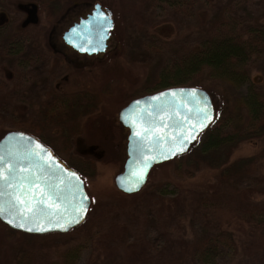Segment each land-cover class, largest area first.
I'll list each match as a JSON object with an SVG mask.
<instances>
[{"label": "rangeland", "instance_id": "1", "mask_svg": "<svg viewBox=\"0 0 264 264\" xmlns=\"http://www.w3.org/2000/svg\"><path fill=\"white\" fill-rule=\"evenodd\" d=\"M27 1L1 0L0 25H6L11 32L14 28L19 29L27 15L22 11L27 10ZM63 1L66 4L76 1L78 5L64 11L57 21L41 13L39 22L36 21L38 24L29 27L34 39L28 53L31 58L44 57V62L37 61L36 67L20 73L30 74L41 83L47 73L63 71L66 66L65 73L62 72L69 74L65 92L88 89L103 93L99 109L75 125L69 123L71 117L65 108H54L48 115L49 125L54 126L49 133L52 138L73 132L70 141L74 152L97 161L95 175L83 179L90 198L87 214L88 217L90 212V217H86V223L78 233L61 241L69 244L61 250L71 248L68 262L114 264L131 262L143 255L155 261L161 255L195 245L215 233L243 239L250 227L242 212L253 208L258 210L259 216L264 215V162L255 168L238 170L235 167L223 174L222 170L219 173L220 168L211 170L202 157L196 156L189 166L190 177L176 179L165 168L153 170L135 195H125L114 185V177L122 171L126 159L125 128L122 138L114 141V132L121 125L118 112L131 100L157 92V79L166 65L194 49L198 40L222 19L224 11L231 10V3L236 1L171 0L177 7L166 0ZM94 4L111 11L114 29L106 52L97 59L79 58L84 65L76 67L65 60H70L72 53L65 50L61 37L74 22L89 14ZM239 13L247 22L264 26V0L243 3ZM52 40L64 55L54 50ZM0 65L6 66L7 70L2 72L0 69V81L9 84L8 95L0 104L1 136L5 131L30 124L32 110L29 103L38 102L49 87L48 83L44 87L33 86L31 81L22 85V78L16 79L15 75L8 83L6 75L11 76V63L0 58ZM249 73L251 82L264 91V57L251 66ZM211 83L203 79L204 90L208 89L215 101L220 100V105L227 106L220 119L230 121L228 108L242 97L245 88ZM107 91L112 94H104ZM64 120H67L66 127H59ZM234 122L241 124L242 118ZM257 151L256 144H243L231 151L228 162L234 165L237 159L253 157ZM192 159L193 156L189 160ZM2 225L0 222V264H12L6 243L13 236ZM84 233L87 234L82 235ZM220 264L260 263L238 252L236 257L222 260Z\"/></svg>", "mask_w": 264, "mask_h": 264}, {"label": "trees", "instance_id": "2", "mask_svg": "<svg viewBox=\"0 0 264 264\" xmlns=\"http://www.w3.org/2000/svg\"><path fill=\"white\" fill-rule=\"evenodd\" d=\"M235 1L234 4L231 3V10L224 11L222 19L198 40L194 49L166 65V68L159 74L156 88L157 91L176 86H195L204 89L203 79H206L215 86L244 87L245 93L238 101L234 100L231 108H228L232 119L222 122L221 112L227 106L225 107L224 103L220 105V100L215 101L212 93L205 89L214 106L213 123L201 134L186 154L154 166L149 174L153 170L165 168L176 179L190 177L189 166L192 164L191 161H195L196 156L202 157L211 170L220 168L218 171L220 173L222 170L223 174L235 167L238 170L249 169L250 166L255 168L259 163L264 162V91L262 87L251 82L249 73L251 66L264 57V26L247 22L242 19L241 12L239 13L240 5L254 0ZM27 3L25 8L28 11L22 9L27 15L19 29L14 28L11 32L6 25H0V58L11 63V77L16 75V72L22 76L24 73L20 72L28 69L30 56L28 50L34 39L30 36L29 27L38 24L36 21L39 22L40 14H45L48 19L57 21L64 11L78 5L76 1L66 4L63 0H28ZM170 3L173 7H177L175 1ZM36 58L43 59L44 57L37 56ZM5 67L0 65L2 72L7 71ZM68 70L71 71V68L68 67ZM11 77L6 75L8 83L13 81ZM8 86L9 84L0 81V104L8 95ZM104 94L111 95L112 92L107 91ZM102 97L103 93L99 94L97 90L69 91L64 92L63 95L48 94L45 102L29 104V109L32 110L30 124L14 130L26 132L37 138L82 179L91 178L95 175L97 161L74 152L70 141L74 136L73 132L52 138L49 133L51 127L54 126L49 125L48 115L57 103L53 101L61 100L60 109L65 108L64 111L71 117L69 123L75 125L80 119L93 115L99 109ZM239 117L242 118L241 124L234 122ZM66 122L67 120L61 121L58 124L59 127L65 126ZM123 130V127L118 125V130L114 132L115 142L122 138ZM9 131L12 130L3 131L0 138ZM250 143L258 146L256 155L239 158L234 161V165L229 164L228 157L231 151ZM191 156L193 159L189 160ZM202 206L203 204L199 209ZM257 211V209L249 208L242 212L250 231L241 240L235 239L232 234L215 233L195 245L191 244L177 252L161 255L155 261L143 255L131 262L124 261L114 264H220L222 260L236 257L238 252L243 253L252 261L264 264V215L259 216ZM88 217H90V212ZM85 223L86 221L66 234L46 235L24 234L2 225L13 236L6 243L11 254L9 262L12 264H70L68 260L71 257V248L61 250L68 247V243L62 244L61 241L67 236L78 233ZM85 234L87 233L82 235ZM77 251L79 252V249Z\"/></svg>", "mask_w": 264, "mask_h": 264}, {"label": "water", "instance_id": "3", "mask_svg": "<svg viewBox=\"0 0 264 264\" xmlns=\"http://www.w3.org/2000/svg\"><path fill=\"white\" fill-rule=\"evenodd\" d=\"M113 29L111 11L95 4L89 15L63 33V41L79 54H103ZM214 115L210 95L195 86L170 87L131 100L118 112V122L128 135L126 159L122 171L114 177L116 189L126 195L138 193L151 169L186 154L213 123ZM0 156L4 157L5 170L15 168L16 178L10 187L9 173L5 171V181L0 182L3 225L29 235L66 234L86 220L90 198L83 179L38 139L19 130L6 132L0 138ZM37 176L39 181L35 180ZM20 182L23 189L15 186ZM21 191L28 193L21 199L31 198L34 214H20L22 205L12 194ZM42 198L43 202L37 205ZM84 207L87 210L81 211ZM21 223L24 228L15 226ZM37 228L44 231H36Z\"/></svg>", "mask_w": 264, "mask_h": 264}, {"label": "flooded vegetation", "instance_id": "4", "mask_svg": "<svg viewBox=\"0 0 264 264\" xmlns=\"http://www.w3.org/2000/svg\"><path fill=\"white\" fill-rule=\"evenodd\" d=\"M90 13H91V11H90ZM89 13V14H90ZM89 14H86L84 17H81V18H79L78 19V21L80 20V19H83V18H85L87 15H89ZM74 23H76V22H74ZM73 23V24H74ZM72 24V25H73ZM65 32V31H64ZM63 32V33H64ZM61 39H62V43H63V46H64V48H65V50L67 51V52H71L72 53V57L70 58V60H68L67 58H65V60L66 61H70V62H68V63H70V64H72V65H74V66H76V67H81V66H83L84 65V63H83V60L82 59H79V58H99L100 57V55H102V54H98V55H91V56H88V55H85V54H79L78 52H76V51H74L72 48H70L69 46H67L66 44H65V42L63 41V34H62V37H61ZM51 43H53V48H54V50H56V51H59L58 53H60L61 52V54H63V52L58 48V49H56L57 47H55V41L54 40H52L51 41ZM108 47V46H107ZM65 54H67V53H65ZM47 55H52V54H47ZM64 55V54H63ZM37 56H34L33 58H31V57H29L28 58V61H29V65H28V69L30 70V69H32V67H36V65L38 64V63H35V62H37V61H41L42 60V62H44L43 60L44 59H37L36 58ZM51 58H53L52 56H51ZM86 60V59H85ZM93 63V62H92ZM66 67V66H65ZM64 67V68H65ZM63 68V71H61V70H53V72L52 73H47L46 74V76L44 77L45 79L44 80H42L41 81V83H40V81H39V79L38 78H34L32 75H30V74H28V75H23V76H20L19 74L18 75H15V77H16V79L17 78H22V82L20 81V83H22V85L23 84H25L26 82L28 83V81H31L32 83H33V86H40V87H44L45 86V83H48V85H47V87H49L48 88V90H46V92L45 93H43L42 94V96H41V98L40 99H38V102L37 101H32V102H30L29 104H39V103H42V102H45V99H46V96H48V94H53V93H58L59 95H63L64 94V92H65V89H66V87L65 86H67L66 85V82L68 81V76H69V74H62V72L63 73H65V69ZM84 67H82V69H83ZM68 70V69H67ZM70 72V71H69ZM72 73V72H71ZM62 75V76H61ZM10 76V75H9ZM11 77V76H10ZM88 90V89H87ZM77 91H83V90H74V92H77ZM48 98V97H47ZM53 102H57V103H55L54 104V108H58V107H60V105H62L61 103H62V101L61 100H57V101H53ZM126 130V129H125ZM124 130V131H125ZM126 132H127V135H128V130H126ZM126 135V136H127Z\"/></svg>", "mask_w": 264, "mask_h": 264}, {"label": "snow or ice", "instance_id": "5", "mask_svg": "<svg viewBox=\"0 0 264 264\" xmlns=\"http://www.w3.org/2000/svg\"><path fill=\"white\" fill-rule=\"evenodd\" d=\"M37 147L40 148L41 151H43L42 146H40V145L38 144ZM180 150L183 151V148H181ZM37 155H39V153H37ZM50 158H51V157H49V159H50ZM4 163H5V161H4V157H3V156H0V182L5 181V171H7V172L9 173V178H8V180H7V183H8V185L11 187V186H13V183H12V182L16 179L15 176L13 175V173L15 172V168H9V169L5 170V168H4ZM145 167H148V164H145ZM72 175L75 176V173H73ZM39 179H40L39 176H37V177L35 178L36 181H39ZM30 183H35V181L30 182ZM15 186H16V187H19V188H21V189H23V184H22V182L16 184ZM12 195L14 196L16 202H17L18 204L22 205V208H21V210H20V214H21V215L29 214V213H32V214L35 213V211H36L35 208H33V207L31 206V204H32V200H31V198L21 199V196L28 197V193H27V192H23V191H21L20 194H16L15 192H13ZM42 202H43V198H42L40 201H37L36 203H37V205H38L39 203H42ZM86 210H87L86 207H84V208L81 209V211H86ZM3 211H4V210H3V207L0 206V214H3ZM74 222H78V221H74ZM8 223L12 224V223H13V220H12V219H9V220H8ZM15 226H17V227H21V228H24V227H25V225H24L23 223L18 224V225H15ZM57 226H58V227H63L62 225H59V224H58ZM27 230H28V231H33L32 228H28ZM35 230H36V231H44L43 228H37V229H35ZM65 230H66V229H65Z\"/></svg>", "mask_w": 264, "mask_h": 264}]
</instances>
